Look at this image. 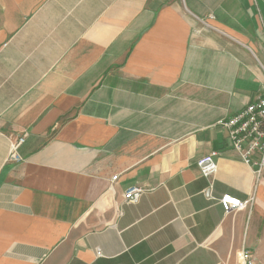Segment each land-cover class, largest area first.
Here are the masks:
<instances>
[{
    "label": "crops",
    "instance_id": "1",
    "mask_svg": "<svg viewBox=\"0 0 264 264\" xmlns=\"http://www.w3.org/2000/svg\"><path fill=\"white\" fill-rule=\"evenodd\" d=\"M263 89L264 0H0V264H264Z\"/></svg>",
    "mask_w": 264,
    "mask_h": 264
},
{
    "label": "built area",
    "instance_id": "2",
    "mask_svg": "<svg viewBox=\"0 0 264 264\" xmlns=\"http://www.w3.org/2000/svg\"><path fill=\"white\" fill-rule=\"evenodd\" d=\"M219 123L228 131L233 151L245 163L254 168L255 174L259 178L264 170V89L257 101L248 104L239 113L228 119H223ZM25 141L24 136H18L11 141L8 162L22 160L19 149ZM220 155V151H212L199 159L198 166L204 176L211 177L217 172V158ZM144 191L145 189L138 185L129 187L124 193L125 201L128 203L137 202ZM220 202L226 212L243 209L250 203L231 195L223 196ZM241 264H255L250 251H242Z\"/></svg>",
    "mask_w": 264,
    "mask_h": 264
}]
</instances>
